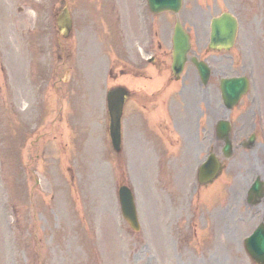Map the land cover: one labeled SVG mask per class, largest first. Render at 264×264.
Segmentation results:
<instances>
[{
  "label": "rangeland",
  "instance_id": "374dc122",
  "mask_svg": "<svg viewBox=\"0 0 264 264\" xmlns=\"http://www.w3.org/2000/svg\"><path fill=\"white\" fill-rule=\"evenodd\" d=\"M66 3L74 19L69 39L55 22ZM241 4L264 10V0ZM128 7L126 0H0V59L21 75L12 77L9 94L0 90V264H148V252L159 257L164 249L155 264H178L163 217L168 192L186 201L192 193L177 173L152 170V137L161 131L153 126L148 134L145 120L128 118L122 155L108 137L107 91L117 83L131 88L116 67L121 55L133 58ZM198 7L206 21L219 10ZM32 56L53 60L52 70L39 62L42 69L31 74ZM18 85L26 88L21 96ZM122 184L135 191L139 232L121 217L115 192ZM189 241L194 246L196 237ZM197 257L191 251L183 264Z\"/></svg>",
  "mask_w": 264,
  "mask_h": 264
},
{
  "label": "flooded vegetation",
  "instance_id": "af4514ba",
  "mask_svg": "<svg viewBox=\"0 0 264 264\" xmlns=\"http://www.w3.org/2000/svg\"><path fill=\"white\" fill-rule=\"evenodd\" d=\"M138 4L150 14L143 16V24L136 22L133 29L135 40L144 50L130 62L134 80L131 101L137 120H194L193 133L164 134V151L171 168L183 167L196 174L195 206L189 207L193 211L189 224L195 227L191 234L206 233V238L194 246L198 253L196 262L239 264L242 260L241 264H257L247 253L244 240L252 217L248 193L256 179L264 178L262 13L249 16L241 5L232 4V12L238 18L236 36L232 42L227 39L211 47L212 22L188 20L187 11L192 14L195 8L190 1L178 15L165 13L158 17L150 12L147 0H138ZM178 19L190 34L191 49L183 72L176 78L172 72V48ZM9 66L4 61L0 68L8 82ZM229 78L247 82L235 105L224 92L242 90L244 85L243 81L224 85L223 81ZM144 107L152 114L142 116L140 110ZM155 109L162 110V115L155 114ZM173 128L184 130L183 124L174 123ZM175 148L177 153L169 151ZM185 153L192 164H181ZM208 163L206 179H202V167ZM263 203L259 205L263 209L261 220ZM178 204L186 210L184 204ZM184 221L181 219L177 226L181 240L187 242Z\"/></svg>",
  "mask_w": 264,
  "mask_h": 264
},
{
  "label": "water",
  "instance_id": "95a60500",
  "mask_svg": "<svg viewBox=\"0 0 264 264\" xmlns=\"http://www.w3.org/2000/svg\"><path fill=\"white\" fill-rule=\"evenodd\" d=\"M182 0H150L152 9L156 12L166 10V9H175L178 10L181 5ZM232 20L231 17L223 16L219 19V21L223 20ZM59 27L64 35H68L71 27H72V20L69 15L67 9L63 11V13L58 18ZM124 89L117 88L113 89L108 93V106L111 115V137L113 145L116 149H120L121 143V116H122V108H123V96H124ZM121 203L123 207V213L126 218L131 222V224L138 228V219L136 215V209L134 205L133 196L130 190L126 187L121 189ZM264 227L261 225L259 227L258 232L248 241L249 244V251L252 254H258L256 248L255 239L263 238ZM252 241V242H251ZM259 245V243H258Z\"/></svg>",
  "mask_w": 264,
  "mask_h": 264
}]
</instances>
